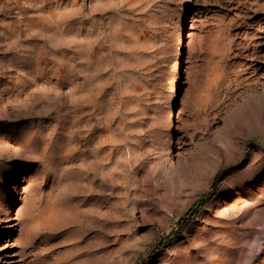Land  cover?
I'll return each instance as SVG.
<instances>
[{"label": "rangeland", "instance_id": "1", "mask_svg": "<svg viewBox=\"0 0 264 264\" xmlns=\"http://www.w3.org/2000/svg\"><path fill=\"white\" fill-rule=\"evenodd\" d=\"M129 41L140 68L122 63ZM81 45L88 66L75 79L86 85L74 103ZM124 78L135 98L123 96ZM23 130L59 134L64 150L48 167L59 185L51 198L49 182L36 185L33 209L1 224L28 223L57 199L68 216L28 224L7 264H264V0H0V134ZM7 139L0 207L15 176L41 166ZM128 144L133 158L120 159ZM99 148L115 150L113 174V158L95 168ZM72 152L87 164L70 166Z\"/></svg>", "mask_w": 264, "mask_h": 264}, {"label": "bare ground", "instance_id": "2", "mask_svg": "<svg viewBox=\"0 0 264 264\" xmlns=\"http://www.w3.org/2000/svg\"><path fill=\"white\" fill-rule=\"evenodd\" d=\"M185 27H182L179 32H178V44L176 46V51L173 54V62L171 66L172 74L170 77L169 84H167V88L169 90L170 95L173 98L172 102V107L169 109L170 113L168 114V117L172 116V111L174 109V106L179 102L178 100V90H177V84H178V79H179V69H180V64H181V56H182V41H183V35H184ZM132 42V43H131ZM126 45H128L131 49V52L125 53L124 57L122 58V63L124 64H130L135 68H140L142 65V55L139 52L138 49H134L133 46L138 45V41H129L125 42ZM131 46H130V45ZM83 45H81V52L80 58L83 60L81 68L77 70L76 66H72V74L74 76L71 77L70 79V89H69V97L74 101H80L84 99L83 96V89L86 85V81L83 82V84H78L76 82L75 77H79V75L85 74L87 70L88 64L84 63V56H82L83 53ZM121 89H122V94L123 96H127L128 94L132 97L135 98L136 95L140 93V90H136V86L132 87L131 86V81L127 80V78H124V80L121 83ZM134 102L133 100L128 102V105H133ZM78 105H76L77 107ZM75 107V106H74ZM113 125H116L115 120L109 121V128H112ZM42 131L38 130L35 132H26L23 130L22 132H19V136L15 134H10V133H5L3 135L0 134V137H8L6 144H4L5 149H13L12 151H15L16 153H22L23 151L26 152L28 155H33V159L35 161H40V168H38V174L33 176L31 175V171L33 167H25V174L21 175L18 173L13 179V182L8 185L7 187H4L2 189V198L3 201H5V205L0 207V236L4 237V239L0 240V264H7L8 261L11 260L10 253L8 252L9 248L16 247L19 244H22L23 241L25 240V235L26 231L28 230V224L30 226L36 227L41 222L45 223H51V224H58L67 218V208L63 206V203L60 201V199L55 200L54 202H49L46 207L39 211L37 210V214L33 215L27 222H19V223H13L10 222L9 224H1L4 221H9L10 220V214L12 216L15 214L18 217H23L24 214L28 213L33 209V206H35V203L32 200V190L36 185H46L48 184L50 188V193H49V198L53 196V194L56 192L57 186L59 185L58 182V177L52 173L48 167H53L57 166L59 164V160L56 161L57 156L55 155V152H60V150H64L63 148L61 149V141L59 139V134L56 132V130H50L49 133L46 135L42 136ZM21 136V137H20ZM110 136V131L105 133V137ZM12 140V142L10 141ZM70 141L73 140V137L71 136L69 138ZM5 142V141H4ZM103 147V146H102ZM115 150L111 149V151L103 155L102 149L99 148L94 152V157H95V168H97L98 171H103V165L102 161H109L112 162V158L115 155ZM119 153V158L120 159H125L127 160V156H129V160L133 158L134 150L131 144L125 145L124 149ZM53 160L51 163L47 165L46 162L49 160ZM68 160L70 166H75V164H78L80 167L85 166L87 164V156L85 157H78L76 158L73 156L72 153H68L66 158ZM118 159V160H120ZM66 162V164H68ZM114 160L113 158V164H111L112 167L110 169L113 170L118 164V162ZM62 163V162H60ZM39 164V165H40ZM33 166V165H31ZM114 167V168H113ZM96 170V169H95ZM110 173V174H111ZM111 174V175H112ZM37 177V178H36ZM38 183V184H37ZM42 195V194H41ZM30 200V204L26 203L23 207L22 202L23 201H28ZM21 203V205H20ZM101 208V205L100 207ZM16 217V216H15ZM9 229H14L18 231V236L14 239V236L10 235L7 236ZM6 236V237H5ZM6 238V239H5ZM12 254V253H11Z\"/></svg>", "mask_w": 264, "mask_h": 264}, {"label": "trees", "instance_id": "3", "mask_svg": "<svg viewBox=\"0 0 264 264\" xmlns=\"http://www.w3.org/2000/svg\"><path fill=\"white\" fill-rule=\"evenodd\" d=\"M204 200L205 199H201V200H199V201H197L195 204H194V206H193V208L190 210V213H192L193 211H195L203 202H204Z\"/></svg>", "mask_w": 264, "mask_h": 264}]
</instances>
